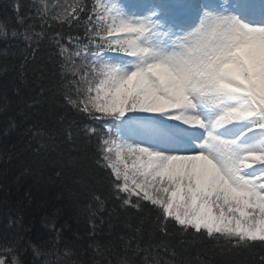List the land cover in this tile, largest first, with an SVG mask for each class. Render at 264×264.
<instances>
[{"label":"snow or ice","instance_id":"snow-or-ice-1","mask_svg":"<svg viewBox=\"0 0 264 264\" xmlns=\"http://www.w3.org/2000/svg\"><path fill=\"white\" fill-rule=\"evenodd\" d=\"M37 11L41 30L19 33L29 46L47 38L51 19L83 30L68 47L59 31L54 39L60 56L79 58L65 99L94 122L86 133L111 169V195L156 210L166 235L171 222L181 238L259 251L264 264V0H81ZM95 200L93 215L105 210ZM50 228L55 255L61 229L54 219ZM120 239L141 250L137 238ZM95 247L105 257L96 264H111ZM0 250L22 264L18 238ZM63 254L50 264H74L71 248Z\"/></svg>","mask_w":264,"mask_h":264},{"label":"trees","instance_id":"trees-1","mask_svg":"<svg viewBox=\"0 0 264 264\" xmlns=\"http://www.w3.org/2000/svg\"><path fill=\"white\" fill-rule=\"evenodd\" d=\"M52 1L0 0V242L18 238L22 264H50L63 258L66 248L72 249L74 264H96L105 257L95 245L108 250L111 264H260L259 251L225 254L207 238H181L171 222L173 234L166 235L156 210L139 213L111 195V170L97 163V142L86 133L94 122L65 99L73 75L54 39L59 31L68 47L69 37L83 30L51 19L47 38L31 46L19 34L31 31L29 25L39 32L37 10L57 12L46 5ZM12 29L18 33L14 38ZM96 196L104 199L105 210L93 215ZM53 219L61 229L55 255ZM121 237L137 238L141 250H126ZM0 258L12 259L2 250Z\"/></svg>","mask_w":264,"mask_h":264},{"label":"rangeland","instance_id":"rangeland-1","mask_svg":"<svg viewBox=\"0 0 264 264\" xmlns=\"http://www.w3.org/2000/svg\"><path fill=\"white\" fill-rule=\"evenodd\" d=\"M65 1H70V2H63L62 4H60V5H58V6L60 7L61 5H67V4L71 3V0H65ZM72 3H73V2H72ZM70 66H71V68L75 71L76 68L79 66V62H76V64H74V65H71V64H70ZM112 161H113L114 163H117L118 166H120L121 168H123V165H122V164H119V161L116 159L115 154L112 155ZM2 259H3V258H2ZM5 264H9V263L5 261Z\"/></svg>","mask_w":264,"mask_h":264}]
</instances>
